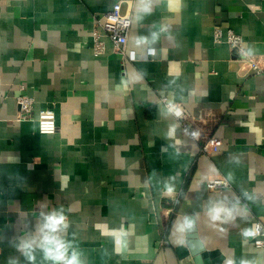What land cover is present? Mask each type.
<instances>
[{
  "label": "crops",
  "instance_id": "obj_1",
  "mask_svg": "<svg viewBox=\"0 0 264 264\" xmlns=\"http://www.w3.org/2000/svg\"><path fill=\"white\" fill-rule=\"evenodd\" d=\"M118 2L128 51L148 58L123 59L106 37L95 52V19ZM244 54L264 67V0H0V264H56L40 247L52 214L79 264H264L251 237L264 225V72ZM20 94L32 121H16ZM47 107L53 135L36 121ZM193 133L223 146L205 154ZM219 179L230 187L210 192ZM193 227L204 254L180 257Z\"/></svg>",
  "mask_w": 264,
  "mask_h": 264
},
{
  "label": "built area",
  "instance_id": "obj_2",
  "mask_svg": "<svg viewBox=\"0 0 264 264\" xmlns=\"http://www.w3.org/2000/svg\"><path fill=\"white\" fill-rule=\"evenodd\" d=\"M95 25L96 26L94 29V49L96 53H100L104 50L105 45L103 43L102 38L106 37L112 42L114 48L116 49L118 54L123 57V59L129 58L130 60L135 61L140 58H148L150 55H152L150 52L145 54H130V52L128 51L127 44L132 26V14L130 12L123 13L122 5L120 2L116 3L113 6L112 10H110L109 12L97 16L95 19ZM214 35L216 42L220 43L225 40L226 43L234 50H239L242 47L243 38L239 34L231 30L227 31L225 35L220 28H217L214 31ZM241 59L243 63H245L249 67V70L252 73L259 74L264 72V67L261 65L260 60L254 59L246 54H244ZM16 102L19 108L18 116L16 118L17 122L23 123L35 119L34 98L26 94H20L19 96H17ZM162 102L175 115L179 113V115H177V118L184 121L185 124V121L187 119L180 109L175 108V106L169 104L167 102V99H163ZM36 121L38 123V129L40 134H56L57 123L54 107H47L40 110ZM196 134L197 135L195 136V139L203 141L201 145V152L205 154L213 155L215 153H218L221 147L223 146V141L220 138L214 136H205L202 133ZM229 187L230 184L225 179L210 180L207 182V189L212 193L220 192ZM251 237L254 245L257 248L264 247V225L258 220L254 221L253 223Z\"/></svg>",
  "mask_w": 264,
  "mask_h": 264
},
{
  "label": "clouds",
  "instance_id": "obj_3",
  "mask_svg": "<svg viewBox=\"0 0 264 264\" xmlns=\"http://www.w3.org/2000/svg\"><path fill=\"white\" fill-rule=\"evenodd\" d=\"M156 34H153V39H155ZM154 52V50H150ZM179 115V113H177ZM196 136V133H193ZM223 211L222 209H215L214 219L219 218V213ZM46 222L44 228L47 229V232L44 233L40 247L44 250L45 256L48 259L53 260L56 264H79L78 258L75 253L69 258L66 253L68 246L65 242L60 239L58 236L53 235L60 230L61 226L65 223V217L63 215L52 214L45 218ZM184 227H191V222L186 220ZM26 248H30L31 245H25ZM29 259L33 257L29 256Z\"/></svg>",
  "mask_w": 264,
  "mask_h": 264
},
{
  "label": "water",
  "instance_id": "obj_4",
  "mask_svg": "<svg viewBox=\"0 0 264 264\" xmlns=\"http://www.w3.org/2000/svg\"><path fill=\"white\" fill-rule=\"evenodd\" d=\"M189 233L192 234L188 237V240L185 242L186 246H179L176 250L180 257H185L189 255H198V254H204V250H201L198 248V242H197V234H196V228H190ZM195 250L197 252H195ZM201 250V251H200Z\"/></svg>",
  "mask_w": 264,
  "mask_h": 264
}]
</instances>
